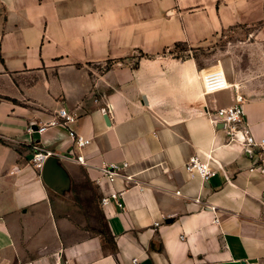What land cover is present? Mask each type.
<instances>
[{
  "label": "crops",
  "instance_id": "0c3cea01",
  "mask_svg": "<svg viewBox=\"0 0 264 264\" xmlns=\"http://www.w3.org/2000/svg\"><path fill=\"white\" fill-rule=\"evenodd\" d=\"M262 18L264 0H0V264H264L259 151L212 121L239 94L264 138V91L171 52ZM191 156L215 174L186 172ZM123 162L136 184L100 171Z\"/></svg>",
  "mask_w": 264,
  "mask_h": 264
},
{
  "label": "built area",
  "instance_id": "2783aa9c",
  "mask_svg": "<svg viewBox=\"0 0 264 264\" xmlns=\"http://www.w3.org/2000/svg\"><path fill=\"white\" fill-rule=\"evenodd\" d=\"M205 87L208 90H215L223 88L226 85V79L224 74L219 72H208L204 76ZM242 96L239 94L235 95V100L231 105L217 108L212 114V121L214 125L218 126L220 130H223L229 140H238L243 143L244 146L249 149H258V160L253 162L249 170L256 172L260 175L264 174V168L261 165V160L264 158V138L255 140L251 131L244 120L242 112ZM62 119V123L66 124L74 119V116L68 113V110L61 107L57 111V115ZM57 120H53L50 123H56ZM45 129V125L39 126L38 131L41 133ZM1 137V136H0ZM72 142L74 147L77 149L83 148L90 141L89 138H85L79 133H71ZM1 139V138H0ZM33 153L31 161L35 166H41L46 158L50 155L48 150L43 149L38 144L33 145ZM76 161L81 164H85V157L82 154L76 153ZM128 163L123 162L122 164L104 163L100 165V171L105 178L110 182L115 180L117 177H121L126 185L136 184L134 173H128L125 169L128 167ZM184 169L190 174H196L203 180H208L215 174V170L210 167L207 162L201 160L198 156H191L184 164ZM120 192L111 191L109 196H103L101 203L106 204L110 202V199L117 202L120 205ZM183 238V236H182ZM246 264H258L257 261L246 262Z\"/></svg>",
  "mask_w": 264,
  "mask_h": 264
},
{
  "label": "rangeland",
  "instance_id": "374dc122",
  "mask_svg": "<svg viewBox=\"0 0 264 264\" xmlns=\"http://www.w3.org/2000/svg\"><path fill=\"white\" fill-rule=\"evenodd\" d=\"M262 28L264 18L251 25L239 24L225 29L200 45L190 46L187 51L172 49V53L176 57H193L203 68L223 67L236 71L242 83L253 90L264 91V34H258Z\"/></svg>",
  "mask_w": 264,
  "mask_h": 264
},
{
  "label": "trees",
  "instance_id": "16d2710c",
  "mask_svg": "<svg viewBox=\"0 0 264 264\" xmlns=\"http://www.w3.org/2000/svg\"><path fill=\"white\" fill-rule=\"evenodd\" d=\"M172 49H178L179 51H187L188 49H191L188 47L186 44L180 43V42H175L172 46ZM172 52V50H171ZM140 56L142 57H149L148 54L140 52Z\"/></svg>",
  "mask_w": 264,
  "mask_h": 264
},
{
  "label": "water",
  "instance_id": "95a60500",
  "mask_svg": "<svg viewBox=\"0 0 264 264\" xmlns=\"http://www.w3.org/2000/svg\"><path fill=\"white\" fill-rule=\"evenodd\" d=\"M47 160H50V158H48ZM242 264H246L245 262H242Z\"/></svg>",
  "mask_w": 264,
  "mask_h": 264
}]
</instances>
